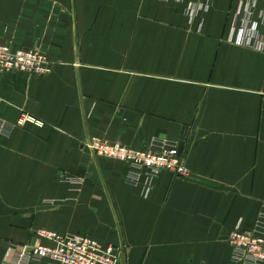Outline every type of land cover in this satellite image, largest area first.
Wrapping results in <instances>:
<instances>
[{
	"label": "crops",
	"instance_id": "0c3cea01",
	"mask_svg": "<svg viewBox=\"0 0 264 264\" xmlns=\"http://www.w3.org/2000/svg\"><path fill=\"white\" fill-rule=\"evenodd\" d=\"M189 1L211 7L193 24L175 0H0V42L52 64L0 78V264L42 231L91 236L121 264H235L225 237L264 214V52L231 38L244 10L264 38V1ZM90 137L179 141L188 176L162 172L145 198Z\"/></svg>",
	"mask_w": 264,
	"mask_h": 264
},
{
	"label": "built area",
	"instance_id": "2783aa9c",
	"mask_svg": "<svg viewBox=\"0 0 264 264\" xmlns=\"http://www.w3.org/2000/svg\"><path fill=\"white\" fill-rule=\"evenodd\" d=\"M169 1V0H163ZM184 4V15L189 24L210 10L209 3H197L189 0H175ZM258 1V0H254ZM264 1V0H263ZM252 13L244 10L238 13L241 28L231 38L236 43L264 52V38L258 34V26L252 21ZM204 20L200 21V29ZM264 24V16H263ZM16 72L26 73L30 78L38 79L51 74L52 64L42 49L15 47L0 42V78ZM27 123L41 126L42 123L28 115L23 116L18 126ZM6 128L0 120V133ZM86 147L96 158L113 159L129 166L127 179L144 188V197L149 198L155 180L165 171L177 177H187L188 168L181 151L179 141L154 137L142 148L128 147L120 142H110L98 137H90ZM241 223L225 240L233 250L235 264H264V214L255 226L243 230ZM40 236L46 244L24 247L18 253L13 264H25L30 257L46 259L50 264H118V256L113 247H105L95 238L71 233L42 231ZM118 253H120L118 251Z\"/></svg>",
	"mask_w": 264,
	"mask_h": 264
},
{
	"label": "water",
	"instance_id": "95a60500",
	"mask_svg": "<svg viewBox=\"0 0 264 264\" xmlns=\"http://www.w3.org/2000/svg\"><path fill=\"white\" fill-rule=\"evenodd\" d=\"M114 255L118 256V264H121L123 259H124V254L123 253H118V251H115Z\"/></svg>",
	"mask_w": 264,
	"mask_h": 264
}]
</instances>
